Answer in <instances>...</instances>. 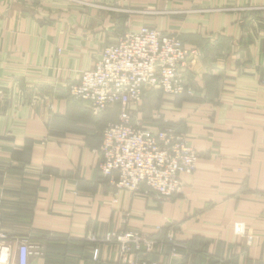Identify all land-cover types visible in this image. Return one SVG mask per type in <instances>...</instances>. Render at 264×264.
I'll use <instances>...</instances> for the list:
<instances>
[{
  "label": "crops",
  "instance_id": "obj_1",
  "mask_svg": "<svg viewBox=\"0 0 264 264\" xmlns=\"http://www.w3.org/2000/svg\"><path fill=\"white\" fill-rule=\"evenodd\" d=\"M144 25L193 52L181 73L195 96L148 90L133 108L198 153L166 202L100 175L118 111L94 115L67 94L106 45ZM0 224L41 246L27 264H118L104 237L123 231L154 242V262L175 243L176 264H264V0H0Z\"/></svg>",
  "mask_w": 264,
  "mask_h": 264
},
{
  "label": "built area",
  "instance_id": "obj_2",
  "mask_svg": "<svg viewBox=\"0 0 264 264\" xmlns=\"http://www.w3.org/2000/svg\"><path fill=\"white\" fill-rule=\"evenodd\" d=\"M192 53L178 35L144 25L106 45L93 68L67 86L68 96L86 102L94 115L118 111V120L102 131L98 163L100 175L118 191L133 195L143 191L166 202L182 192L180 176L196 170L198 153L185 135L170 127H146L131 115L148 90L167 96L196 93L181 73ZM104 240L118 245V264H176L175 243L169 260L159 263L147 259L155 244L142 234L107 233ZM41 254L39 244L10 240L0 224V264H27Z\"/></svg>",
  "mask_w": 264,
  "mask_h": 264
},
{
  "label": "rangeland",
  "instance_id": "obj_3",
  "mask_svg": "<svg viewBox=\"0 0 264 264\" xmlns=\"http://www.w3.org/2000/svg\"><path fill=\"white\" fill-rule=\"evenodd\" d=\"M145 112H146V113L150 112V108L148 107L147 110H142V109H141V106H140V107H138V108H136V109L131 110V115H132V117L135 119V118H138L137 113H138V114H140V113L144 114ZM155 117H156V121H157V120L159 121V119H160L161 116H160L159 114H156ZM155 117H154V118H155ZM150 118H151V117H150ZM154 118H153V119H154ZM154 120H155V119H154ZM149 121H150V120H149ZM139 122H140V121H139ZM141 123L143 124V122H141ZM151 123H153V122H144L145 125H146V124H147V125H151ZM144 124H143V125H144ZM155 124H156V123H155ZM159 126H160V125H159ZM148 127H149V128H153V127H155V126H148ZM163 127H164V126H163ZM163 127H162V128H163ZM170 128H171V127H170ZM172 129H173V128H172ZM174 130H175V129H174ZM175 131H176V130H175ZM176 132H177V131H176ZM178 133H180V132H178ZM181 134H182V133H181ZM183 135H184V134H183Z\"/></svg>",
  "mask_w": 264,
  "mask_h": 264
},
{
  "label": "trees",
  "instance_id": "obj_4",
  "mask_svg": "<svg viewBox=\"0 0 264 264\" xmlns=\"http://www.w3.org/2000/svg\"><path fill=\"white\" fill-rule=\"evenodd\" d=\"M155 92H156V93H159V94L162 93V92H160V91H155ZM195 95H196V93H195L193 96H195ZM182 96H188V95H186V94H182V95H177L176 97H182ZM147 99H149V98H146V99H145V97L143 96V98H142V100H141V102H140L141 105H142L143 101H144V100H147ZM154 119H155V120H154ZM154 119H153V121H152L153 123H151V125H147V124L145 125L144 123H143V124H144L146 127H148V126H155V125H158V127H157V126H155V127L159 128V129H162V127H161V128L159 127V124H158L159 121H158V120L156 121V117H155ZM155 123H156V124H155ZM163 128H164V127H163Z\"/></svg>",
  "mask_w": 264,
  "mask_h": 264
}]
</instances>
